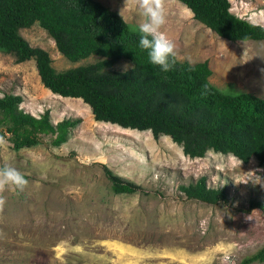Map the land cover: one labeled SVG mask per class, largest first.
Returning <instances> with one entry per match:
<instances>
[{
  "label": "rangeland",
  "instance_id": "obj_1",
  "mask_svg": "<svg viewBox=\"0 0 264 264\" xmlns=\"http://www.w3.org/2000/svg\"><path fill=\"white\" fill-rule=\"evenodd\" d=\"M139 27L135 0H96ZM230 10L264 25V0H229ZM162 31L181 56L206 60L209 81L226 95L250 92L264 98V39L230 41L195 19L179 0H166ZM28 44L46 50L56 71L96 63L97 56L73 62L55 47L35 21L21 27ZM187 61V60H186ZM121 59L113 67L123 71ZM22 97L20 108L36 117L46 109L52 123L79 119L65 142L48 135L32 147L0 146V166L18 169L28 180L22 192L4 193L0 212V264H236L264 245V215L250 201L264 198V168L252 157L242 164L208 150L189 158L167 136L149 130L95 122L81 99L61 97L43 87L33 59L17 63L0 52V97ZM105 169L134 183L132 193L115 194ZM205 177L208 187L225 189L213 205L187 198L180 186ZM247 264H264L253 259Z\"/></svg>",
  "mask_w": 264,
  "mask_h": 264
},
{
  "label": "trees",
  "instance_id": "obj_2",
  "mask_svg": "<svg viewBox=\"0 0 264 264\" xmlns=\"http://www.w3.org/2000/svg\"><path fill=\"white\" fill-rule=\"evenodd\" d=\"M179 1L222 38L264 39L263 24L234 14L229 0ZM35 21L68 60L77 62L90 55L102 59L56 71L48 52L29 45L19 31ZM138 29L96 0H0V52L12 54L17 63L33 59L43 87L61 97L81 99L95 122L149 130L153 139L165 135L189 158L203 157L210 150L242 164L254 157L264 168V98L250 92L222 93L209 81L206 60L195 62V71L184 60L174 70L162 72L150 63L148 50L140 47ZM121 59L131 67L115 71ZM1 97L0 136L8 135L13 150L32 147L45 135L50 145L58 146L80 121L64 118L54 124L48 109L36 117L20 108L21 96ZM105 176L115 194L138 189L107 169ZM180 190L187 198L213 205L226 200L225 189L208 187L204 176ZM250 207L264 215V198L251 200ZM253 259H264V245L239 264Z\"/></svg>",
  "mask_w": 264,
  "mask_h": 264
},
{
  "label": "clouds",
  "instance_id": "obj_3",
  "mask_svg": "<svg viewBox=\"0 0 264 264\" xmlns=\"http://www.w3.org/2000/svg\"><path fill=\"white\" fill-rule=\"evenodd\" d=\"M165 4L166 0H135L140 15L146 18L139 24L140 47L148 50L150 63L158 66L164 73L174 70L178 61L182 62L184 60H187L189 70L195 71V63L192 58L181 56L174 41L169 39L162 31L167 22ZM260 26L264 27V25ZM126 70L127 66H125ZM5 143L4 136H0V146ZM256 183L264 184L261 179ZM27 185L28 180L18 169L7 164L0 166V212L4 210L7 203V197L4 193L12 190L19 194ZM226 264H236V261L226 258Z\"/></svg>",
  "mask_w": 264,
  "mask_h": 264
}]
</instances>
